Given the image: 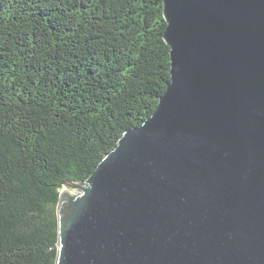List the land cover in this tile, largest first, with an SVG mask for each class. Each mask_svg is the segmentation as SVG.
<instances>
[{"label": "water", "instance_id": "95a60500", "mask_svg": "<svg viewBox=\"0 0 264 264\" xmlns=\"http://www.w3.org/2000/svg\"><path fill=\"white\" fill-rule=\"evenodd\" d=\"M170 82L56 203L55 264H264V0H163Z\"/></svg>", "mask_w": 264, "mask_h": 264}, {"label": "trees", "instance_id": "16d2710c", "mask_svg": "<svg viewBox=\"0 0 264 264\" xmlns=\"http://www.w3.org/2000/svg\"><path fill=\"white\" fill-rule=\"evenodd\" d=\"M163 0H0V264H55L56 203L170 82Z\"/></svg>", "mask_w": 264, "mask_h": 264}, {"label": "bare ground", "instance_id": "6f19581e", "mask_svg": "<svg viewBox=\"0 0 264 264\" xmlns=\"http://www.w3.org/2000/svg\"><path fill=\"white\" fill-rule=\"evenodd\" d=\"M82 180H84V179H82Z\"/></svg>", "mask_w": 264, "mask_h": 264}]
</instances>
